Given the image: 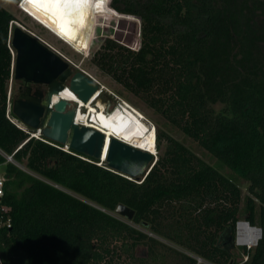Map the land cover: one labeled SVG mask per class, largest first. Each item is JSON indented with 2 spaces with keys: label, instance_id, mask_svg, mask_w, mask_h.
Listing matches in <instances>:
<instances>
[{
  "label": "trees",
  "instance_id": "16d2710c",
  "mask_svg": "<svg viewBox=\"0 0 264 264\" xmlns=\"http://www.w3.org/2000/svg\"><path fill=\"white\" fill-rule=\"evenodd\" d=\"M110 7L140 20L139 47L105 37L90 61L238 173L246 194L160 127L141 181L32 136L8 108L15 17L0 5V264H264V0ZM119 203L131 220L114 213ZM242 215L261 234L237 261L222 242L234 243Z\"/></svg>",
  "mask_w": 264,
  "mask_h": 264
},
{
  "label": "water",
  "instance_id": "95a60500",
  "mask_svg": "<svg viewBox=\"0 0 264 264\" xmlns=\"http://www.w3.org/2000/svg\"><path fill=\"white\" fill-rule=\"evenodd\" d=\"M23 1L20 0L19 5ZM11 25V79L17 83L11 112L16 118L34 130L32 136H42L104 162L109 169L135 181L143 180L156 162L155 146L154 153L146 151L128 144L122 138L113 135L107 137L104 130L76 123L77 101L61 97L54 101L53 96L68 88L81 101L88 102L100 89L99 85L22 25L14 21ZM41 86L44 88H39ZM70 104L72 106L68 107ZM114 213L127 220L133 217V210L120 203ZM260 234L258 227V238ZM222 243L230 244L232 248V235H224Z\"/></svg>",
  "mask_w": 264,
  "mask_h": 264
},
{
  "label": "rangeland",
  "instance_id": "374dc122",
  "mask_svg": "<svg viewBox=\"0 0 264 264\" xmlns=\"http://www.w3.org/2000/svg\"><path fill=\"white\" fill-rule=\"evenodd\" d=\"M91 2L93 4L92 12L89 11V13H87L88 10H86L84 12L85 14L81 15V13L70 10L69 17L65 18L68 13L62 16L66 20L69 19V29L74 31L82 40L81 43L83 44L82 48H84V50L78 49L59 38L48 28L34 19L35 17L33 18V15L26 11L22 4L19 6V3H14L10 0H0V5L14 15V22L22 25L26 30L34 34L40 41L78 67V69L97 80L99 85H101L100 88H102V92L92 102L95 108H99L97 101H100V103L103 104L105 112L115 108L118 104H122L123 101L128 103V105L130 104L137 112H141V119L145 122V124L149 127H154L155 135L158 127L166 130L211 165L217 167L224 174L232 177L241 187L244 197L246 194L247 181H245L238 173L220 165L214 157L201 148L195 141L167 123L158 113L147 107L138 97L127 91L111 76L102 72L90 61L92 53L100 47L105 37L122 42L131 48L132 46L136 47L137 42L140 43V20L136 16L126 15L114 11L110 7L111 0H91ZM13 26L14 23H12L11 27ZM14 54L15 52L13 55ZM16 93L17 83L13 79H10L7 90V95L9 97V109H11V99L15 97ZM71 106L72 104L68 107ZM135 110L131 109L130 111L137 114ZM244 219L245 217L242 215L239 220ZM254 246L255 244L251 245L250 248ZM241 252V246H233L235 260L240 261L242 258L240 255ZM243 259L245 258L243 257Z\"/></svg>",
  "mask_w": 264,
  "mask_h": 264
},
{
  "label": "bare ground",
  "instance_id": "6f19581e",
  "mask_svg": "<svg viewBox=\"0 0 264 264\" xmlns=\"http://www.w3.org/2000/svg\"><path fill=\"white\" fill-rule=\"evenodd\" d=\"M22 6L26 11L33 15V18L48 28L51 32L59 38H63L67 43L74 47L84 50L74 31L69 29V11L74 10L77 13L85 14L88 10L93 11V4L91 0H60L59 4L49 2V0H38L37 3H30L29 0H24ZM21 4L19 6H21ZM18 6V7H19ZM66 11V12H64ZM68 13V15H66ZM66 15L65 18L62 16ZM97 91L88 102H83L77 98L76 95L68 88H65L58 96L54 95L53 100L59 97L77 101L76 123L95 127L104 130L107 137L113 135L122 138L128 144L138 147L140 149L154 153V127H149L141 119V116L133 114L129 111L125 104L117 106L108 112L104 111L103 104L97 101L99 108H95L92 102L99 96ZM123 100V99H122ZM128 104V103H127ZM86 105L88 112H82L81 107ZM141 113V112H140ZM102 163V162H99ZM240 232L243 235V240L250 246L258 239V230L245 222L239 223Z\"/></svg>",
  "mask_w": 264,
  "mask_h": 264
},
{
  "label": "built area",
  "instance_id": "2783aa9c",
  "mask_svg": "<svg viewBox=\"0 0 264 264\" xmlns=\"http://www.w3.org/2000/svg\"><path fill=\"white\" fill-rule=\"evenodd\" d=\"M138 47H139V43H138V42H137V46H136V47H135V46H132L133 49H138ZM86 74H87V73H86ZM87 75H88V74H87ZM89 77H91V76L89 75ZM91 78H92L96 83H98L97 80H95L93 77H91ZM98 84H99V83H98ZM121 101H122V100H121ZM123 103H124L126 106L130 107L132 110H135V109H133L131 106H129L126 102L123 101ZM135 111H136V110H135ZM136 112H137V111H136ZM137 114H138L139 116L142 117V115H140L139 112H137ZM7 159H8V160H11L10 156H7ZM4 182H5V177H4L3 173L0 171V210H1V211H6V210L8 209V207H6L5 205H3V204L1 203L2 197H3V195H4ZM240 222L248 223V221H246L245 219H244V220H238V221L236 222V230H235V236H234V244L237 245V246H245V247H247V248H250V245H249L248 243H245L244 240H243V235H242V233L240 232V228H239V223H240ZM248 224H249V223H248ZM6 225L9 226V223H7ZM251 226H252V225H251ZM252 227H256V229L258 230V227H257L256 225H254V226H252ZM256 241H257V240H256ZM256 241H255L253 244H255ZM253 244H251V245H253Z\"/></svg>",
  "mask_w": 264,
  "mask_h": 264
},
{
  "label": "clouds",
  "instance_id": "9594fccd",
  "mask_svg": "<svg viewBox=\"0 0 264 264\" xmlns=\"http://www.w3.org/2000/svg\"><path fill=\"white\" fill-rule=\"evenodd\" d=\"M19 3V2H18ZM122 43V42H121ZM127 46V45H126ZM129 47V46H128ZM85 73V72H84ZM98 84V83H97ZM99 85V84H98ZM100 86L101 85H99V88H100ZM100 93L102 92V88H100L99 90H98ZM124 104V103H123ZM123 104H118L117 106H120V105H123ZM117 106H115V107H117ZM129 106H131L130 104H129ZM133 109H135L133 106H131ZM129 111L131 110V108L130 107H126ZM83 109V112H88V108L86 107V105H84V106H82L81 107V110ZM132 112V111H131ZM133 113V112H132ZM134 114V113H133ZM142 118V117H141ZM151 127V126H150ZM154 132H155V130H154ZM156 136V135H155ZM154 146H155V138H154ZM156 149V148H155ZM99 164V163H98ZM252 226H254V225H252ZM258 240V239H257ZM235 245V244H234Z\"/></svg>",
  "mask_w": 264,
  "mask_h": 264
},
{
  "label": "snow or ice",
  "instance_id": "6c2138e0",
  "mask_svg": "<svg viewBox=\"0 0 264 264\" xmlns=\"http://www.w3.org/2000/svg\"><path fill=\"white\" fill-rule=\"evenodd\" d=\"M30 3H37L38 0H29ZM49 2H54L56 4H59L60 3V0H49ZM68 2H71V0H68ZM77 3L80 2V0H76Z\"/></svg>",
  "mask_w": 264,
  "mask_h": 264
},
{
  "label": "flooded vegetation",
  "instance_id": "af4514ba",
  "mask_svg": "<svg viewBox=\"0 0 264 264\" xmlns=\"http://www.w3.org/2000/svg\"><path fill=\"white\" fill-rule=\"evenodd\" d=\"M39 88H44L43 86H41V87H39ZM11 101H12V99H11Z\"/></svg>",
  "mask_w": 264,
  "mask_h": 264
}]
</instances>
